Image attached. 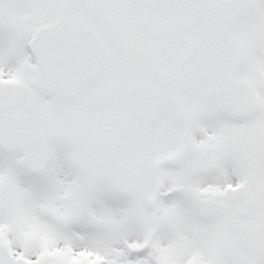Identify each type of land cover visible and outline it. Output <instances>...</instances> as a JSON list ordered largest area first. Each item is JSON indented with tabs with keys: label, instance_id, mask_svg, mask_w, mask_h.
Returning <instances> with one entry per match:
<instances>
[{
	"label": "snow or ice",
	"instance_id": "obj_1",
	"mask_svg": "<svg viewBox=\"0 0 264 264\" xmlns=\"http://www.w3.org/2000/svg\"><path fill=\"white\" fill-rule=\"evenodd\" d=\"M0 264H264V0H0Z\"/></svg>",
	"mask_w": 264,
	"mask_h": 264
}]
</instances>
